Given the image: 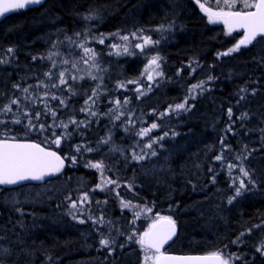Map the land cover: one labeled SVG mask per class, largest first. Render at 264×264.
Segmentation results:
<instances>
[{"label":"trees","instance_id":"obj_1","mask_svg":"<svg viewBox=\"0 0 264 264\" xmlns=\"http://www.w3.org/2000/svg\"><path fill=\"white\" fill-rule=\"evenodd\" d=\"M161 25L164 28L158 30ZM140 29L159 43L143 52L134 48L141 42L131 34L143 33ZM91 33L109 34L106 44L89 42L101 75L81 79L71 74L76 68L70 66L74 62L80 68L78 49L66 41L75 45ZM126 34L131 35L127 44L135 54H114L111 45L120 44L119 38ZM240 37L228 34L221 24L209 23L192 0H47L1 20L0 60L8 63L0 64V106L17 97L21 103L12 105L13 111L6 115L0 113L5 122L0 132L40 143L63 157L75 156L76 163L65 160L61 176L40 184L0 187V243L7 249L0 262L143 264L144 251L136 240L158 214L171 216L178 226L169 252H221L232 257L230 264H264V254L257 251L264 243V42L257 39L222 55ZM104 47L110 50L109 61ZM147 50L161 57L163 75L135 87L114 85L113 80L139 78ZM61 71L71 90L65 85L51 87L59 84ZM48 72L50 77L45 76ZM201 81L202 88L190 91ZM29 86L28 93L20 90ZM94 90L99 95L93 97L94 105L89 101L97 113L92 116L81 109ZM29 95L32 99H25ZM61 99L66 106L60 105ZM185 100L188 110L170 111ZM49 108L56 111L55 117ZM25 112L46 129L54 121L67 123L70 118L84 125L29 130ZM36 112L39 121L34 119ZM17 118L20 124L12 122ZM153 123L156 129L139 135ZM63 132L69 134L66 139L59 145L51 143ZM109 137L108 143L102 142ZM77 145H82L79 152ZM152 151L157 154L151 156ZM133 153L146 158L136 161ZM218 155L223 158L216 160ZM93 163H102L103 168L88 167ZM241 167L250 172L254 186ZM240 179L248 188L229 204ZM109 180L116 184H108ZM25 192L27 202H11V195ZM85 194L87 200L81 204ZM121 200L133 207L123 208ZM72 201L77 202L76 209ZM145 207L152 211L137 218L134 213ZM130 235L134 239L129 240ZM102 239L111 243L102 247Z\"/></svg>","mask_w":264,"mask_h":264},{"label":"snow or ice","instance_id":"obj_2","mask_svg":"<svg viewBox=\"0 0 264 264\" xmlns=\"http://www.w3.org/2000/svg\"><path fill=\"white\" fill-rule=\"evenodd\" d=\"M199 2V0H197ZM226 7L229 8L228 11H224L221 9L220 11H212L209 8H206L203 4L200 7L208 14V19L212 23L223 22L224 25L227 26L228 34L233 33L239 29H243V36L242 38L227 52L223 53L222 55H228L229 53L237 52L240 48L247 47L252 45L254 41H257L259 38L260 41L264 42V0H223ZM240 3L242 6V10L239 11H232L231 9L236 6L237 3ZM42 0H0V16H3L5 13H8L12 10H19L24 9L26 6L31 4H40ZM218 6V4H217ZM254 9V10H253ZM170 27V26H169ZM164 28L163 25L160 26L162 30ZM143 32V29L139 30ZM79 36V33H77ZM113 37L118 36L119 33L110 34ZM132 37H136V33L131 34ZM142 39L143 43H136L133 47L136 49H140L141 52L144 51L146 46L158 44L159 41H153L148 36L139 37ZM121 41L128 42L129 36H121ZM100 43H104V39L101 38L99 40ZM83 47V45H81ZM111 47L115 49L116 55H134V52L129 51V47L127 43L123 44H112ZM9 52L12 49L8 50ZM84 52L86 54L90 53L91 57L94 59L96 53L89 48H84ZM51 59V54L48 57ZM37 59L33 57V60ZM160 61L161 57L159 55H154L151 57L148 63V68L152 70H156L160 68ZM88 63L87 60L84 61ZM8 63L7 60H0V64ZM63 63L67 64L68 61H63ZM52 67H56L55 64ZM194 71V70H193ZM65 71L59 72V84H52L51 87H59L60 85H65L69 87L71 90V86L68 85L67 79H65ZM91 75V73H89ZM157 76H162L163 73L156 71ZM45 76L50 77L51 72L45 73ZM72 80L77 79L76 76L69 77ZM83 77H81L82 79ZM92 79H96V77H92ZM149 80L153 79L152 75L148 76ZM212 79V77H209ZM43 83V82H41ZM129 83H135V81H130ZM204 81H201L200 84L193 85V88L190 91H194L196 88H202ZM120 88L126 87L124 83H120L118 85ZM15 88H20L19 84L14 85ZM29 87H25L20 89L23 93L29 92ZM45 88H48L49 85H44ZM143 94V93H141ZM99 93L95 90L92 92V95L88 97L85 101V105L87 107L82 108L81 111H86L90 115L95 116L97 115L96 112L91 111V104H95V100L93 97H98ZM48 93H44V97L46 98ZM25 99H30V97H25ZM41 102H44L43 98H39ZM51 99L57 100L59 97L52 96ZM21 101L20 98L17 97L15 99L10 100L7 105L0 106V113L7 114L13 111L12 105H20ZM120 101L116 100L115 104L120 105ZM124 103H128L127 100ZM61 106H66L64 100H60ZM187 100L184 103L176 104L174 109H170V111H178V110H188L187 107ZM47 108V104H45ZM48 112L51 113L52 117L56 116V111L52 109H48ZM47 114V113H46ZM229 116L232 115V110H228ZM23 115L27 118V127L29 130H38L40 132L46 131L48 129L59 127L61 129H68L69 125H75L79 127L80 125H84V121L77 122L75 119H69L67 123L64 121H60L58 124L54 123L48 126V129L45 128L44 124H38L33 122V117L29 113L25 112ZM123 115V113H121ZM160 115H164L161 113ZM247 114L245 113L244 116ZM117 120L120 119V116L117 115L115 117ZM243 118V117H242ZM34 119L39 121L40 113L36 112L34 114ZM13 123L20 124L22 121L17 118ZM5 122L0 120V124H4ZM131 123V121H129ZM86 126V125H85ZM158 125L153 123L149 128H145L141 130L139 135L145 136L153 129H156ZM54 135V133H53ZM67 132H63L61 136H56L51 143L55 145H59L62 139H66L68 137ZM165 135H168L165 133ZM159 139H163V137L158 138L157 140H153V143H158ZM110 137L104 141L103 143H108ZM82 145L76 146V151L79 152ZM147 148H152V144L149 143L146 145ZM227 147V145H225ZM87 151H92L91 148H88ZM157 153L155 151L151 152V156H155ZM146 158V155H136L133 153L132 159L136 161H142ZM223 157L218 155L215 157L216 160H221ZM65 160H70L71 163H76L75 156H64L61 157L57 154V152L49 151L47 147H41L40 144L37 143H26L20 142L15 137H9L6 132H0V186L6 185H17L23 181H43L46 177L60 173L61 170L65 166ZM88 167L102 169V163H93L89 164ZM230 168L236 167V165H230ZM240 171L244 177L248 178V181L253 186L255 185V181L252 179V176L249 171L245 170L243 167L240 168ZM108 184H116V181L109 180L107 181ZM233 184H236V181L233 180ZM128 187H131L129 185ZM248 188V185L245 184L243 179L239 180V185L235 187L234 195L228 200V203L231 204L233 200L237 197L243 195V191ZM118 195V193H117ZM70 199V197L68 198ZM87 200V194L80 198V203H84ZM121 206L123 208H130L133 207L130 201L121 200ZM71 207L73 209L77 208V202L72 201ZM152 209L145 207L138 212H135L134 215L138 218L142 214H146L151 212ZM73 219H77L75 215H73ZM81 223L84 221L81 220ZM100 222L103 223V219H100ZM258 227V226H257ZM248 231H251L249 229ZM176 235V221L172 219L171 216H160L157 214L156 218L152 221L149 225L148 229L144 231L142 234L139 235V238L136 240L137 244L140 248L144 251L143 256V264H230L232 257L225 258L221 252H214L207 256H170L164 254L161 250L163 246L170 241L173 236ZM244 233H241V236ZM129 240L134 239L133 235L128 237ZM239 240V237L237 238ZM111 242L108 239H102L100 244L102 247H107ZM235 243V241H234ZM4 251H7L6 249ZM258 252L264 254V243L261 244L259 248H257Z\"/></svg>","mask_w":264,"mask_h":264},{"label":"rangeland","instance_id":"obj_3","mask_svg":"<svg viewBox=\"0 0 264 264\" xmlns=\"http://www.w3.org/2000/svg\"><path fill=\"white\" fill-rule=\"evenodd\" d=\"M192 1L196 3V5L199 7L200 12L202 13V15L204 17L207 18V21L209 23H212V22L209 21L208 14L200 7L201 4H203L206 8H209V9H211L214 12L215 11H220L221 9H223L224 11H228L229 10V8L225 6L223 0H199V2H197V0H192ZM217 4H218V6H217ZM240 7H241V4L238 2L236 4V6L234 8H232L231 10L232 11H239V10H237V8H240ZM92 15L93 14L90 15V18L92 17ZM93 18H95V16ZM212 24H215V25L221 24L223 27H225V25L223 24L222 21L221 22H217V23H212ZM108 35L109 34H105V33H102V34L101 33H96V34L92 35V33H91L90 35H86L87 36L86 37V40H81L80 42H77V44H75V45H72V43H69V42L66 41L68 47L73 46V47H76V49H78L77 53H78L79 57H81V65H80V68L81 69L78 67V65L76 66V64L74 62H71V65L70 66L73 67V68H76L73 71H71V74H75L78 78H81V77H93V75H97V76H100L101 75V68L102 67H99L100 66L99 59H98L99 66L97 67L96 61L94 59H92L91 61H89V60L86 59V58L90 57L89 56L90 53L86 54L84 52V48H89V49H92L93 50V48L91 47V45H89L90 44L89 42L92 41V40L99 42V40L101 38L105 39V37H107ZM126 36H129V41L128 42H130L131 35L130 34H126ZM142 36H148V37H150V34L148 35V34H145L144 32L143 33H138L137 36H136L137 40L140 39L139 37H142ZM242 36H243V33L241 34L240 39L242 38ZM139 42L143 43L142 39H140ZM118 43L123 44V43H127V42H123L119 38ZM101 44H106L105 43V40H104V43H101ZM81 45H83V47H81ZM128 46H130V44H128ZM129 51L131 52V50H129ZM148 52H149V50H147V51L144 52V55H145V58H146L145 63H144L145 66H144V69H143L142 73L139 75V78L133 77L130 80L123 79L122 80V83H124L126 85L131 84L133 87H135V86H139L140 85V82H145V83L148 82L149 83L151 81V80L148 79V76L149 75H152L153 78L154 77H158L156 75V71L162 72L161 71V66H160L159 69H156V70H152V69H149L148 68L149 60L151 59L152 56H154L153 54H149L150 52L149 53ZM103 54L108 57L106 59V61H109L111 59L110 58V56H111L110 55V50L108 48L106 49L104 47V53ZM85 60H87L88 63H85L84 62ZM115 72H116V69L111 71L110 78L114 77V73ZM89 73H91V75H89ZM102 73H103V70H102ZM113 81L116 83L114 85H117V87H119L118 85L120 84V82L117 83L118 80H117V82L115 80H113ZM130 81H135V83H129ZM117 87L115 88V86H114L112 88H113V90H115V89H117ZM29 97H30V99H32L33 95H29ZM21 195H23V197H20ZM21 195H19L18 193H15V194L11 195L10 196L11 202L18 203V202L24 201V200H26V202H27V200L29 199L28 198L29 196H27L28 195V192H25V193H23ZM8 200H9V197H6L5 198V201H8ZM5 249H6L5 244L1 242L0 243V254L1 255L5 254L7 252V251H4ZM0 264H3V263L0 262Z\"/></svg>","mask_w":264,"mask_h":264},{"label":"water","instance_id":"obj_4","mask_svg":"<svg viewBox=\"0 0 264 264\" xmlns=\"http://www.w3.org/2000/svg\"><path fill=\"white\" fill-rule=\"evenodd\" d=\"M46 1H47V0H42V3H40V4H31V5L26 6L24 9L12 10V11H10V12H8V13H5L3 16H0V21L3 20L4 18L10 16L11 14L18 12V11H21V10H28V9H32V8L39 7V6L43 5L44 2H46ZM253 10H254V9H253ZM225 27H226V29H227V26H226V25H225ZM227 31H228V30H227ZM243 31H244L243 29H239V30H237V31H234L233 33H240V34H242ZM258 39H259V38H258ZM18 141H20V142H26V143H37V142H34V141H32V140H27V141H25V140H18ZM37 144H40V143H37ZM40 145H41V147H45V146H43L42 144H40ZM47 149H48V148H47ZM48 150H49V151L57 152V151H55V150H53V149H51V148L48 149ZM57 154L60 155L58 152H57ZM60 156H61V155H60ZM61 157H63V156H61ZM66 165H67V161H65V166H64V168L61 170L60 173L50 175V176L46 177L43 181H45V180H51L52 178H56V177H58V176H61V175L63 174V171H64ZM43 181H23V182H21L20 184H17V185H6V186H0V187H3V188H17V187H20V186H23V185H28V184H40V182H43ZM172 219H173V218H172ZM173 220H174V219H173ZM177 232H178V226L176 225V235L173 236V238H172L170 241H168V243H166V244L163 246L162 250H161L164 254H166V255H170V256H207V255H210V254H211V253H205V254H202V253H193V254H191V253H182V254H180V253H176V252H172V251L167 252V248H168V247L170 246V244H172V243L174 242V240L177 238V237H176V236H177Z\"/></svg>","mask_w":264,"mask_h":264}]
</instances>
